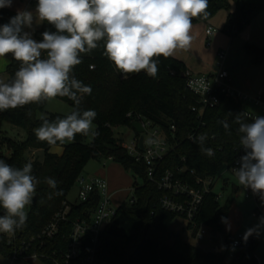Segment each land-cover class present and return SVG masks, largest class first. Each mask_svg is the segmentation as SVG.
<instances>
[{"label": "trees", "instance_id": "1", "mask_svg": "<svg viewBox=\"0 0 264 264\" xmlns=\"http://www.w3.org/2000/svg\"><path fill=\"white\" fill-rule=\"evenodd\" d=\"M230 1L236 3V11L229 15L225 31L227 27L235 26L239 34L252 19L264 12V1L208 0L207 16L193 18L192 22H207L218 11L227 9ZM35 2L38 3V0ZM15 15L16 13L6 8H0V26L9 23L10 18ZM45 31L55 33L57 29L43 21L42 28L36 32L39 42H42V33ZM104 45L105 41L101 40L96 49L81 53L82 62L71 73L77 80L92 88L91 94L84 95L79 105L81 111L92 109L97 114L93 124L99 134L92 138L91 143H86L89 136L77 134L74 141L63 146L62 155L57 156L52 153V149L61 145L60 142L53 146L38 140L34 130L43 122L39 115L46 113L47 101L1 111V123L8 122L23 130L26 139L24 142H15L1 134L0 145L10 152V156L0 158L16 168L31 163L32 175L38 183L33 196L36 202L30 203L26 223L16 230L14 244L8 245L5 234L0 235V255L11 261L16 256L17 263L26 262L22 257L36 255L45 264H64L72 225L77 219L88 220L98 204V196H92L86 203L70 204L72 208L68 221L62 224L53 239H45L41 235L42 231L65 208V204H69L67 196L77 179L82 176L88 161L102 157L122 165L126 171L140 178L142 183H134L132 187L135 203L122 204L115 218L101 234V259L108 264H226L225 253L205 252L182 241L175 232L169 230L179 216L161 208L160 200L164 193L159 190L157 182L170 171L195 186L197 178H216L223 167L232 165L236 149L241 146L239 125L235 123V118L241 115L244 122L249 123L244 117L243 107L231 100L222 99L219 107L206 110L202 119H199L198 114L193 111V108L198 107V99L187 88L186 67L182 62L172 56H160L155 58L158 61L155 77L141 71L123 78L114 62L105 55ZM245 51L254 65L264 61V49L246 45ZM4 58L9 60L6 73L11 81L20 68V62L11 53ZM56 98L66 102L72 110L76 107L75 102L68 97ZM65 117L47 114L45 118L54 121ZM140 119L161 127L170 141L175 143L173 151L157 166L154 181L147 178L145 165L130 157L113 134L114 128H131V123ZM201 122L205 124L204 127L200 126ZM224 122L229 125L227 130L223 126ZM172 125L176 128L173 139L169 133ZM193 133L206 135L203 147L212 148V156L206 155L198 142L187 140ZM30 153H40V156L31 162ZM183 168L186 169L185 172H180ZM47 178L57 181L55 189L47 184ZM233 192L237 193V190ZM217 197L214 192L206 195L196 224L209 227L213 236L217 233L225 234V246L228 249L232 239L225 233V223L221 222V217L228 219L233 199L229 198L221 204ZM2 211L3 208L0 207V216ZM188 229H191L190 225ZM154 234H166L173 242L170 244ZM247 242L250 243V248L246 250L243 246L232 255L230 264H256L254 250L257 238L253 234ZM19 251H22L21 255ZM72 264H80V260Z\"/></svg>", "mask_w": 264, "mask_h": 264}, {"label": "clouds", "instance_id": "2", "mask_svg": "<svg viewBox=\"0 0 264 264\" xmlns=\"http://www.w3.org/2000/svg\"><path fill=\"white\" fill-rule=\"evenodd\" d=\"M11 5L12 0H0V8ZM207 8L208 0H38L35 15L18 10L9 23L0 26V57L11 53L20 62L10 82L0 80V111L68 97L76 107L65 118L49 121L42 117L41 126L34 130L37 139L54 146L57 142L74 141L77 134L94 138L99 134L93 128L97 114L79 107L92 88L71 75L82 62L81 53L91 52L104 40L105 55L125 78L141 71L155 77V58H168L177 50H187L193 39L192 19L206 17ZM34 21H47L57 32L45 31L42 42H37L31 32L24 31L33 29ZM235 123L239 125L245 155L234 174L240 185L251 188L264 203V117L256 116L248 123L237 115ZM223 126L226 130L229 127L226 122ZM206 139L201 134L194 142L212 156L213 149L203 147ZM46 182L53 189L57 187L54 178H47ZM37 183L31 163L16 168L0 160V207L5 210L0 216V232L14 233L24 227L26 206L32 202ZM259 221L246 230L244 242L253 234H260L264 216ZM221 222L230 230L225 217H221Z\"/></svg>", "mask_w": 264, "mask_h": 264}, {"label": "built area", "instance_id": "3", "mask_svg": "<svg viewBox=\"0 0 264 264\" xmlns=\"http://www.w3.org/2000/svg\"><path fill=\"white\" fill-rule=\"evenodd\" d=\"M226 32L230 36H235L238 31L235 26L226 28ZM216 33L212 27L206 30L208 40ZM216 72L209 75H191L186 74L187 88L198 99V107L193 108V111L198 114L199 119H202L204 113L208 109H215L220 106L222 99H228L236 104H239L244 109V117L250 122L256 116L264 117V84L256 96H248L240 91L235 90L229 80V74L224 69L226 53L220 51L217 55ZM93 69V67H91ZM125 78L124 74L121 73ZM207 90V91H206ZM130 117V115L128 116ZM141 124L143 133L136 134L133 142L130 145L124 143V138L120 141L122 146L130 157L136 162L145 165L147 170V178L154 181L157 171V166L162 162L169 153L173 151L175 143L170 141V138L164 133L161 127L154 126L151 122L140 119L135 121ZM200 126L205 124L201 122ZM0 129H1V111H0ZM171 138L173 139L176 133V128L172 125L169 129ZM1 135V132H0ZM200 133H193L187 137V140L194 142ZM140 136L144 137L143 150L139 148ZM6 148L0 145V151ZM7 150V149H6ZM245 155V150L242 146L236 149L235 159L230 166H225L221 169L216 178L201 179L197 178L195 186L188 181L176 177L173 172H166L165 175L157 182L158 188L164 193L160 200L161 208L169 213H173L183 218L191 230L194 232L195 240L201 244L207 239L212 230L206 225H197L196 219L199 216L206 195L214 191V186L219 176L224 177L225 174H234V169L240 167V158ZM2 156V154H0ZM3 157V156H2ZM0 160H2L0 158ZM185 162V160L183 159ZM185 168L180 172H185ZM179 171V170H178ZM76 186L79 189L78 199L79 204L88 202L92 196H98V204L92 212L88 220L77 219L72 225L66 252L64 254V264H72L80 260V264H108L99 257V239L106 227L115 218L118 208L124 204L115 205L112 195L109 191V185L106 180L101 178H89L80 176L76 181ZM132 193H134L132 189ZM218 196V195H217ZM245 198L256 203L257 209L253 213L254 218L260 217L261 207L264 205L259 196L254 195L251 189L245 190ZM220 198L217 197V200ZM132 198L129 205L135 203ZM71 205L65 204V208L56 214L52 222L42 231V236L45 239H53L62 228V224L68 221V216L71 211ZM5 214L3 209L2 215ZM7 237L8 245L14 244L16 241V230L14 233H3ZM34 240V239H32ZM245 245L243 236H239L237 240L231 241V247L234 249H242ZM20 255L22 251H19ZM23 261L37 259V256L22 257ZM18 261V257H13L12 262ZM256 264L261 262L256 259Z\"/></svg>", "mask_w": 264, "mask_h": 264}, {"label": "rangeland", "instance_id": "4", "mask_svg": "<svg viewBox=\"0 0 264 264\" xmlns=\"http://www.w3.org/2000/svg\"><path fill=\"white\" fill-rule=\"evenodd\" d=\"M248 1H264V0H248ZM37 2L33 0L32 4L30 5V11H32L35 15V9L37 7ZM232 8L233 11H236V3L234 1L229 2V6L227 9H223L218 11L211 19H209L207 22L203 21H197L192 22V28L190 31L191 36L193 37L192 41H195L194 45H192L193 50L199 54H201L204 50L206 53V57H208L209 65L213 67L212 73L216 72L217 68V55L220 51L227 52L228 47L230 44V41H234V47L233 50L237 49V45L243 44L246 42L245 38L249 36L250 43L249 45L258 46L262 49H264V12L257 15L252 21L243 28L242 31L238 35L230 36L226 31V23H227V14L228 11ZM225 15V19L221 18ZM43 26V22L36 23L34 21L33 29L24 28V31H29L32 33V38L36 40L38 39L36 37V32L39 31ZM212 27L216 30V34L213 36V38L209 41L207 38L202 39V29ZM207 30V29H206ZM206 37V36H205ZM220 37V42L216 43V39ZM221 39H224L225 43L221 42ZM204 40V41H203ZM215 45H222L218 49H215ZM217 48V46H216ZM216 50V51H214ZM232 50V51H233ZM185 52L187 50H178ZM240 56L235 57L233 54L230 57V54L228 53L227 61H226V67L228 70H233L238 73V76L249 77V79L252 81V87L255 93L251 94L248 91H242L244 94L248 96H256L258 94V91H260V88L262 84H264V77L263 72L264 70H258L260 68L254 66L251 67L252 71H248L249 67L243 66V61L241 57H244L246 61H249L248 56L246 52H243L242 49L239 50ZM214 53V54H213ZM8 59L4 57H0V80H3L4 82H10V78L8 74L6 73V66ZM229 65L231 68H229ZM248 71V72H247ZM209 75V74H207ZM46 113L39 115V117L45 118L47 114H53V115H62L67 116L71 113L72 108L64 101L55 98L53 100H48L46 103L45 108ZM94 130L96 129V126L93 124ZM0 132L2 135H4L7 139H10L15 142H24L26 139V134L23 130L11 125L8 122L1 123V129ZM113 134L116 139H120L122 136L124 138V143L127 145H130L136 134L135 132L128 126H119L113 129ZM91 136L88 137L86 140V143L89 144L92 141ZM70 144V142H64L61 143V145L56 146L52 149V153L61 156L64 150L63 146H66ZM0 154H2L3 157H9L10 152L5 150H1ZM40 156V153L37 154H29V159L34 161L35 159H38ZM222 172V171H221ZM82 176L89 177V178H101L104 180H107V183H109L113 187V191H118L117 195H115V198L113 199V202L115 205L117 204H128L130 199L132 198V187L134 183L141 184L142 181L140 178L136 177L133 173L126 171L122 165L114 162L113 160L106 159V158H98V159H91L86 164L84 171L82 173ZM233 175L231 174H225L224 177L219 176L215 182L214 186V193L218 195L220 198L219 201L221 204H224L229 198L233 199V204L237 206H241V210L244 216V222L242 223V228L237 231L236 234L233 235L232 240H237L239 236H244L247 229H250L249 226H252L254 224V220L251 217V200L245 199V189L243 190V186L237 183L236 181L233 182L232 179ZM224 178H229L232 180L233 183H235L236 186H239V191L237 193L233 192V189L230 185L228 187H224L223 181ZM108 184V185H109ZM79 189L75 185L69 195L67 196V202L69 204H77L79 203L78 199ZM30 211V204L26 206V212L27 215ZM170 231L175 232L182 241L189 243V244H196V242L192 239L191 232L187 229V222L181 218L177 217V219L173 222L171 225ZM3 232H0V235ZM155 237L164 240L168 243H172L173 239H171L168 235H160V234H154ZM221 244L222 243V236H219L217 234L214 235V237L211 238L208 237L205 239L201 245L205 250H208L210 247H212L215 244ZM256 249V248H255ZM217 253L222 252V248H218L216 250ZM238 252V249H234L231 246L225 250V261L228 262V264L231 263L232 255ZM255 256V255H254ZM257 256H255L256 258ZM257 259V258H256ZM0 264H45L39 259H32L26 262L17 263L12 262L11 260H8L4 258L2 255H0Z\"/></svg>", "mask_w": 264, "mask_h": 264}, {"label": "crops", "instance_id": "5", "mask_svg": "<svg viewBox=\"0 0 264 264\" xmlns=\"http://www.w3.org/2000/svg\"><path fill=\"white\" fill-rule=\"evenodd\" d=\"M32 2H33V0H12L11 7H5V8L17 14L18 10H28V11H30V5L32 4ZM234 12L235 11H233L232 8H231L228 11V13H226L227 14L226 15L227 16L226 19L228 20L229 15L233 14ZM221 18L225 19V15H223V17H221ZM206 29L207 28L202 29V39H206L207 38ZM213 36L209 39V41L213 38ZM245 39H246L245 40L246 42H244L243 44L239 45V43H238V45L236 46L237 47L236 50L232 49L234 47V44H235L234 41L233 40L230 41V44H229V47H228V51L225 52L226 53V60H225V63H224L223 67L228 72L230 84L235 90L240 91V92L248 91L251 94H253V93H255V91L253 90L254 88L252 87V81L249 79V77L242 78L241 76H238L237 72H235L233 70H228L227 67H226V61H227L228 53L230 54V57L233 54V56L235 58L238 55L240 56V52H239L240 49H242L243 52H246L245 51V47H246V45H249V43H250L249 36H247ZM194 42L195 41L191 42L190 47L187 49V51H185V52L181 51V54H180V51L177 50L176 53L174 55H172V57L175 58L176 60L182 62L185 65L186 74H191V75H207V74H211L212 73L211 71H212L213 67L211 65H209V62L211 60H209L208 57L205 56L206 55V53H205L206 50H204L201 54L195 52L193 50V47H192V45L195 44ZM215 42L216 43L220 42V37H218ZM221 42L225 43L224 39H221ZM216 46H217V48H216ZM221 46L222 45H215V49H218ZM214 51H216V50H214ZM241 58H242V61H243V66L249 67L248 71H252L250 66H252V67L254 66V68H256V67L260 68L258 70H262V71L264 70V61L261 64H259V65H254L252 63V59H251L250 56H248L249 61H246L244 57H241ZM7 63H9V60H8ZM248 63L250 64V66H249ZM229 68H231L230 65H229ZM263 77H264V72H263ZM258 93H259V91H258ZM232 179H233V182L236 181L237 183H239L238 179H237V177L235 175H233ZM233 182L229 178H224V181H223L224 187H228V185H230L232 187L233 191L235 189L237 191H239L240 190L239 186H236L235 183H233ZM244 189L246 190V189H251V188L243 187V190ZM109 191H110V193L112 195V198L114 199L115 195H117L118 191H113V187L110 184H109ZM247 200H250V199H247ZM250 202L252 204L251 217L253 218V220L255 222H254V224H252V226H249V228H253L254 226L259 224V222H260L259 218L261 216H264V205L261 207L260 217L254 218L253 217V213L256 211V209L258 207H257L256 203L253 202L252 200ZM227 221H228V224H230L231 228H230V230H227V225L225 224L224 231H225V233H227L231 237V239H233V235L236 234L237 231L242 228V223L244 222V216H243V213H242V210H241V206H237V205H234L232 203V206H231ZM187 229H188V224H187ZM189 231L191 232L192 239L196 242V244H194V245L191 244L192 246L197 247L199 249H202L205 252L216 251L219 247L222 248V252L221 253H224L225 250H227L226 246H225V241H226V235L225 234L217 233V235L222 236V243L221 244H217L216 243L215 245L210 247L208 250H205L202 247V245L199 244L195 240L194 232L191 229ZM259 232H260V234L258 236L256 234H254V236L257 238V245H256V249L254 250V255L257 256L256 258L261 262V264H264V227H261ZM209 237L211 238V240L214 237L212 235V232H211ZM225 263L228 264V262H226V261H225Z\"/></svg>", "mask_w": 264, "mask_h": 264}, {"label": "water", "instance_id": "6", "mask_svg": "<svg viewBox=\"0 0 264 264\" xmlns=\"http://www.w3.org/2000/svg\"><path fill=\"white\" fill-rule=\"evenodd\" d=\"M131 129H132L135 133H137V134H142V133H143L142 126H141V124L138 123V122H132V123H131ZM119 140L122 141V140H123V137L121 136ZM143 140H144V137H143V136H140L139 148H140L141 150H143ZM35 202H36V199H33L32 203L35 204ZM249 248H250V243L247 242V243L244 245V249L248 250ZM219 253H220V252H219Z\"/></svg>", "mask_w": 264, "mask_h": 264}]
</instances>
